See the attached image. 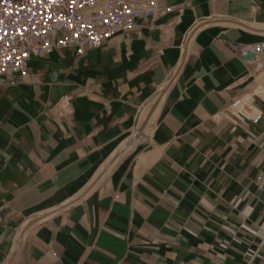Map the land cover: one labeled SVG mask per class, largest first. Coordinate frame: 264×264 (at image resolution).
Listing matches in <instances>:
<instances>
[{"label": "crops", "instance_id": "1", "mask_svg": "<svg viewBox=\"0 0 264 264\" xmlns=\"http://www.w3.org/2000/svg\"><path fill=\"white\" fill-rule=\"evenodd\" d=\"M157 3L0 76V264H264V0Z\"/></svg>", "mask_w": 264, "mask_h": 264}, {"label": "built area", "instance_id": "2", "mask_svg": "<svg viewBox=\"0 0 264 264\" xmlns=\"http://www.w3.org/2000/svg\"><path fill=\"white\" fill-rule=\"evenodd\" d=\"M157 0H0V76L26 73L31 57L74 47L78 55L97 49L139 20L170 13ZM257 74L264 72V42L233 48Z\"/></svg>", "mask_w": 264, "mask_h": 264}, {"label": "rangeland", "instance_id": "3", "mask_svg": "<svg viewBox=\"0 0 264 264\" xmlns=\"http://www.w3.org/2000/svg\"><path fill=\"white\" fill-rule=\"evenodd\" d=\"M258 85H259L258 89L264 90V72L258 76ZM140 139L142 140L143 137H140Z\"/></svg>", "mask_w": 264, "mask_h": 264}]
</instances>
